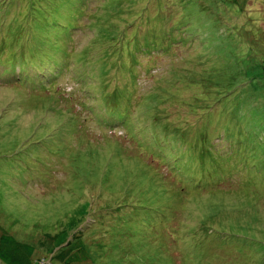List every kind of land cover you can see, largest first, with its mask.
I'll return each instance as SVG.
<instances>
[{
  "label": "rangeland",
  "instance_id": "374dc122",
  "mask_svg": "<svg viewBox=\"0 0 264 264\" xmlns=\"http://www.w3.org/2000/svg\"><path fill=\"white\" fill-rule=\"evenodd\" d=\"M2 234L24 264H264V0H0Z\"/></svg>",
  "mask_w": 264,
  "mask_h": 264
},
{
  "label": "trees",
  "instance_id": "16d2710c",
  "mask_svg": "<svg viewBox=\"0 0 264 264\" xmlns=\"http://www.w3.org/2000/svg\"><path fill=\"white\" fill-rule=\"evenodd\" d=\"M14 251V252H13ZM27 254L32 252V248L28 245L19 244L15 237L9 234H2L0 237V262L6 264H24L19 252Z\"/></svg>",
  "mask_w": 264,
  "mask_h": 264
},
{
  "label": "bare ground",
  "instance_id": "6f19581e",
  "mask_svg": "<svg viewBox=\"0 0 264 264\" xmlns=\"http://www.w3.org/2000/svg\"><path fill=\"white\" fill-rule=\"evenodd\" d=\"M44 35V34H43ZM33 41V40H32ZM53 53V52H52ZM54 53H55V51H54ZM11 65V64H10ZM11 68V67H10Z\"/></svg>",
  "mask_w": 264,
  "mask_h": 264
}]
</instances>
